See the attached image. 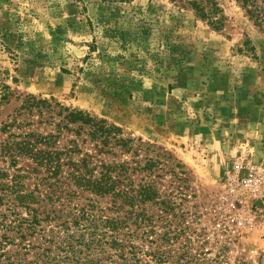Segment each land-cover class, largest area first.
Listing matches in <instances>:
<instances>
[{
  "label": "rangeland",
  "instance_id": "obj_1",
  "mask_svg": "<svg viewBox=\"0 0 264 264\" xmlns=\"http://www.w3.org/2000/svg\"><path fill=\"white\" fill-rule=\"evenodd\" d=\"M222 6L215 31L169 0H0V121L53 97L162 148L186 174L166 188L190 227L176 249L264 264V33Z\"/></svg>",
  "mask_w": 264,
  "mask_h": 264
},
{
  "label": "trees",
  "instance_id": "obj_2",
  "mask_svg": "<svg viewBox=\"0 0 264 264\" xmlns=\"http://www.w3.org/2000/svg\"><path fill=\"white\" fill-rule=\"evenodd\" d=\"M169 1L225 26L222 0ZM231 1L264 33V0ZM13 96L3 85L0 107ZM0 165V264H225L193 254L190 236L176 249L190 227L166 188L183 165L106 119L24 96L0 121Z\"/></svg>",
  "mask_w": 264,
  "mask_h": 264
}]
</instances>
